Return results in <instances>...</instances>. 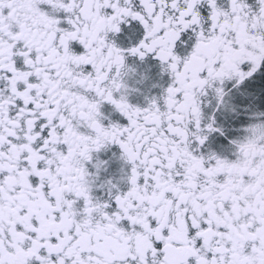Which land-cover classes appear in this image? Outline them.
I'll return each instance as SVG.
<instances>
[{
    "label": "snow or ice",
    "instance_id": "obj_1",
    "mask_svg": "<svg viewBox=\"0 0 264 264\" xmlns=\"http://www.w3.org/2000/svg\"><path fill=\"white\" fill-rule=\"evenodd\" d=\"M0 264H264V0H0Z\"/></svg>",
    "mask_w": 264,
    "mask_h": 264
}]
</instances>
